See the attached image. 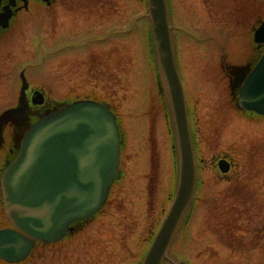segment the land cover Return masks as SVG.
Masks as SVG:
<instances>
[{
	"label": "rangeland",
	"instance_id": "rangeland-1",
	"mask_svg": "<svg viewBox=\"0 0 264 264\" xmlns=\"http://www.w3.org/2000/svg\"><path fill=\"white\" fill-rule=\"evenodd\" d=\"M206 2L210 6L218 4L217 0L213 4L210 0ZM230 2L244 7L246 0ZM169 4L171 24L177 33L176 62L189 92L194 142L203 159L197 197L177 240L171 244L169 256L176 261L187 259L191 264H254L260 258L264 261V239L259 242L255 237L264 224V194L254 195L258 189L253 177L250 183L254 182L256 188L250 183L243 185L248 175H264V121L246 123L233 113L227 79L219 63L222 46L231 63H240L247 55L250 45L247 25L252 21L248 19L251 15L247 14L244 21L230 22L236 26H225V18L215 19L214 15L213 20L200 0H169ZM224 4L227 5V0ZM259 5L263 16L264 0H259ZM56 6L55 14L31 7L28 14H22L21 24L13 25L3 35L0 109L14 103L17 73L28 64L32 65L26 73L30 80L41 84L57 99L93 94L115 107L126 146L125 152L122 151L125 174L121 184L114 185L111 192H120V198L113 202L122 204L117 209L130 214L134 228L128 239L120 241L104 236L105 227L113 229L114 219L109 217L108 223L102 225L104 228L96 226V264H138L148 244H141L142 232L160 220L176 188L172 175L174 160L166 134L171 121L165 119L164 103L156 93L147 25L135 22L129 33L125 31L131 20L146 12L145 5L137 0H96L94 16L69 13ZM190 31L199 38H208L200 45ZM94 36L95 41L62 49L64 44L74 45ZM106 63L111 72L98 69V65L104 67ZM167 112L170 115V109ZM224 154L238 164L234 172L239 176L238 182L224 181L215 171L211 162ZM169 193L172 195L167 197ZM244 204L250 207L249 217L246 213L242 216ZM113 207L111 204L103 210L111 212ZM222 212L228 220L225 224L230 225L226 228ZM239 229L245 235L236 239L243 245L242 252L236 254L232 235L239 236ZM71 244L78 247L76 239ZM88 252L76 249L78 258L89 257L92 251ZM118 256L122 259L127 256V261L119 262ZM47 259L50 256H44L40 262L46 264Z\"/></svg>",
	"mask_w": 264,
	"mask_h": 264
},
{
	"label": "water",
	"instance_id": "water-1",
	"mask_svg": "<svg viewBox=\"0 0 264 264\" xmlns=\"http://www.w3.org/2000/svg\"><path fill=\"white\" fill-rule=\"evenodd\" d=\"M147 9L159 67L170 94L181 152L177 193L142 263L160 264L166 258L168 243L191 199L195 171L181 84L172 58L165 0H147ZM261 34L264 38V31ZM247 78L245 87L248 84L257 86L259 82L257 94L264 99V56ZM253 99L252 93L248 95L249 102ZM117 137L114 116L98 103L77 101L42 114L24 133L19 153L2 177L9 219L34 239L54 241L61 238L72 220L92 213L102 203L117 174ZM11 234L0 232V254L9 253L8 259L16 261L26 253L23 245L27 241L20 237L22 247H16L6 238Z\"/></svg>",
	"mask_w": 264,
	"mask_h": 264
},
{
	"label": "flooded vegetation",
	"instance_id": "flooded-vegetation-1",
	"mask_svg": "<svg viewBox=\"0 0 264 264\" xmlns=\"http://www.w3.org/2000/svg\"><path fill=\"white\" fill-rule=\"evenodd\" d=\"M30 1H32V0H25V2L27 4H29ZM7 2H8V0H1L2 5H5ZM23 2H24V0H15V7L16 8L20 7L23 4ZM18 13H19V9L16 12H14L13 16H17ZM46 106H47V103L40 105V106H34V105L30 104L29 112L31 111L32 113H35V111H40L41 108H44ZM2 223H3V215H2V212L0 210V224H2Z\"/></svg>",
	"mask_w": 264,
	"mask_h": 264
}]
</instances>
